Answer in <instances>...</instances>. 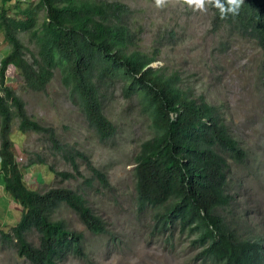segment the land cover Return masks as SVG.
I'll list each match as a JSON object with an SVG mask.
<instances>
[{
    "label": "trees",
    "instance_id": "16d2710c",
    "mask_svg": "<svg viewBox=\"0 0 264 264\" xmlns=\"http://www.w3.org/2000/svg\"><path fill=\"white\" fill-rule=\"evenodd\" d=\"M11 0H0V29L9 49L0 58V178L2 189L20 207L17 221L0 230V244H9L30 264H61L68 256L86 258L80 232L70 230L53 213L68 207L91 234H102L105 224L89 206L83 192L66 186L42 191L25 186L22 170L11 150L10 122L17 129L46 136L50 148L71 171L54 173L60 180L92 179L103 188V171L74 145L60 142L51 127L31 119L23 100L5 84L11 65L31 91H43L54 70L68 101L83 115L99 141L115 135V126L103 113L106 98L115 90L134 100L148 119L150 136L139 142L133 156V188L138 214L150 213V235L186 242L199 264H264V232L249 223L232 184V167L244 166L247 152L232 134L219 106L192 96L180 86L176 71L150 65L152 54L130 50L128 9L115 0H37L26 10L7 14ZM213 31L251 40L262 50L264 72V0H240L235 11L228 0L206 2ZM43 19L35 27L36 15ZM28 31L36 46L30 60L16 36ZM77 160L89 171L78 170ZM44 163L37 154L25 166Z\"/></svg>",
    "mask_w": 264,
    "mask_h": 264
},
{
    "label": "rangeland",
    "instance_id": "374dc122",
    "mask_svg": "<svg viewBox=\"0 0 264 264\" xmlns=\"http://www.w3.org/2000/svg\"><path fill=\"white\" fill-rule=\"evenodd\" d=\"M128 9L126 20L132 34L130 50L152 54L153 67L165 72L176 71L180 86L192 96H202L208 103L220 107L232 134L247 152L243 166L232 167V184L239 194V206L253 227L264 232V72L260 65L263 52L251 40L227 36L222 30L213 31L211 12L188 6L183 0H166L157 7L155 0H115ZM37 0H11L7 14L26 10ZM43 19L36 15L35 27ZM16 36L26 47L24 57L30 60L36 46L28 31ZM9 46L0 29V58ZM5 84L24 103L26 114L43 126L51 127L55 137L85 153L91 164L103 171L108 188L95 179L83 185L81 177L60 180L54 173L71 171L58 153L50 148L46 136L39 132L17 129V118L10 122L9 139L14 158L22 170L26 187L42 191L51 186H66L84 194L89 206L105 224V232L91 234L65 205L54 213L66 226L82 235L81 244L86 258L68 256L61 264H199L193 261L195 250L174 237L166 242L163 236L150 235V213L138 214L133 188V156L139 142L150 136L149 122L135 101L123 99L115 90L106 98L103 113L115 126V135L99 141L87 126L81 112L72 105L66 90L54 70L43 91L26 89L17 70L8 65ZM44 163L25 166L27 157L35 155ZM84 177L90 175L77 160ZM20 207L10 202V196L0 195V230L8 231L17 221ZM0 264H30L19 257L9 244H0Z\"/></svg>",
    "mask_w": 264,
    "mask_h": 264
},
{
    "label": "clouds",
    "instance_id": "9594fccd",
    "mask_svg": "<svg viewBox=\"0 0 264 264\" xmlns=\"http://www.w3.org/2000/svg\"><path fill=\"white\" fill-rule=\"evenodd\" d=\"M213 4L215 3L217 7H220L219 0H183V3L187 4L188 6H195L197 9H204L205 3ZM229 4L233 7L230 9L235 11L236 8L239 7L240 0H228ZM157 7H163L166 3V0H155Z\"/></svg>",
    "mask_w": 264,
    "mask_h": 264
},
{
    "label": "crops",
    "instance_id": "0c3cea01",
    "mask_svg": "<svg viewBox=\"0 0 264 264\" xmlns=\"http://www.w3.org/2000/svg\"><path fill=\"white\" fill-rule=\"evenodd\" d=\"M2 193L6 194L8 196V194L6 192H4V190L2 189V181H1V178H0V195ZM10 202L13 203V204L15 203L11 198H10Z\"/></svg>",
    "mask_w": 264,
    "mask_h": 264
}]
</instances>
